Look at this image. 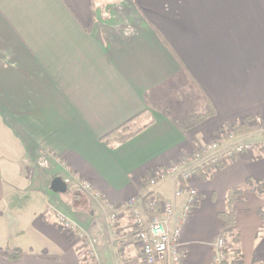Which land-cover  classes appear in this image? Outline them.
<instances>
[{"label":"crops","instance_id":"obj_1","mask_svg":"<svg viewBox=\"0 0 264 264\" xmlns=\"http://www.w3.org/2000/svg\"><path fill=\"white\" fill-rule=\"evenodd\" d=\"M203 111L211 116L192 128L177 125ZM249 120L264 123V0H0V264H142L133 222L113 228L109 208L138 197L146 220V197H159L173 203L176 224L192 170L199 203L183 233L185 264H213L228 192L264 182V136L226 135L201 155L194 145ZM125 126L141 132L102 141ZM238 141L258 156L215 170ZM263 208L264 193L236 204L227 242L239 238L244 264L264 248Z\"/></svg>","mask_w":264,"mask_h":264},{"label":"built area","instance_id":"obj_2","mask_svg":"<svg viewBox=\"0 0 264 264\" xmlns=\"http://www.w3.org/2000/svg\"><path fill=\"white\" fill-rule=\"evenodd\" d=\"M226 135H228L230 140L240 137L233 135L231 127L224 131L219 130L210 144L202 147L195 144L194 152L201 155L202 153L215 151L219 148L220 144L226 142ZM244 155H249L253 158L258 156L255 143L238 141L233 147L223 152L218 158H215L211 164L215 170H218L219 163L227 165ZM186 164L187 161H183L167 167L164 172L158 171L154 176L155 178L151 180V184L154 185L156 181L177 173ZM195 176V170L182 175L187 186L181 187V190L177 194L185 193L187 201L176 224H172L174 215L173 203L159 197L148 198L145 206L146 220H143L137 211V204L141 201L137 197L123 206H111L109 208V222L113 228L120 225L124 219L133 222L132 229L135 231V242L141 249L142 264H185L186 249L183 244V233L199 203L198 192L192 186ZM62 225L63 231L71 240H74L76 243L84 241L85 235L83 232L64 221H62ZM228 246L227 240L223 237L220 236L216 240L214 244L213 264H224L228 261Z\"/></svg>","mask_w":264,"mask_h":264},{"label":"trees","instance_id":"obj_3","mask_svg":"<svg viewBox=\"0 0 264 264\" xmlns=\"http://www.w3.org/2000/svg\"><path fill=\"white\" fill-rule=\"evenodd\" d=\"M211 116V114L207 111H203L202 113H194L193 115L189 116L187 120H185L182 123H177V125L183 129L187 130L192 128L193 126L197 125L199 122H201L203 119ZM226 125L222 127L223 131L226 129ZM232 133L234 136H245L248 134L255 133L260 130H264V123L257 122V123H251V121H245L242 124L234 125L231 127ZM141 131H132L128 130V127H122L121 129L105 136L102 141L107 146H113L115 144H122L125 143L129 138L135 136ZM264 135V133H263ZM224 164L219 163V169L224 168ZM154 176H151L149 179L144 180L141 184L142 190L148 189L151 184V180L154 179ZM158 181H156L157 183ZM247 192H255L257 194H263L264 193V182L260 181H253L252 179H248L244 188H235L231 189L227 194L226 199V210L223 214L220 215L221 220L225 222V225L228 228H224L223 232L221 233V237H223L225 240H229L231 237H233V233L231 232L230 228H233L236 226V204L241 200V196H243ZM150 196H147L146 198H149ZM137 199H139L137 197ZM258 215L261 219V221L264 224V208L261 209L258 212ZM60 228V226H58ZM233 245L229 246V249L227 252L233 253V259L231 261H227L224 264H244L243 263V256L241 254V251L235 247V244L239 242V238L237 236H234L233 238ZM7 258L14 260L20 258L19 254H16L14 252H8Z\"/></svg>","mask_w":264,"mask_h":264},{"label":"rangeland","instance_id":"obj_4","mask_svg":"<svg viewBox=\"0 0 264 264\" xmlns=\"http://www.w3.org/2000/svg\"><path fill=\"white\" fill-rule=\"evenodd\" d=\"M184 91H186V92L188 91L187 95H185V93L183 91H182L183 93L181 91H180V93L184 96V98H186L187 103H190V102H191V104L193 103L192 105L194 107V105L197 104L196 100L194 101V97H192V95H194V94H190V90H188V89L187 90L185 89ZM261 132H262V134L264 133L263 130L262 131L260 130V133ZM261 236H262V238H264V227L261 230ZM227 244H228V242H227ZM263 247H264V245H263ZM253 264H264V248L262 249L261 253H258L257 259L255 260V262Z\"/></svg>","mask_w":264,"mask_h":264}]
</instances>
